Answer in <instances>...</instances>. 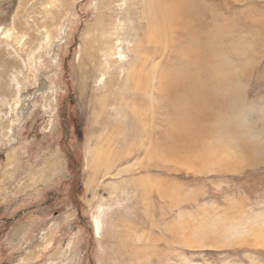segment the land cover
Listing matches in <instances>:
<instances>
[{
  "label": "rangeland",
  "instance_id": "obj_1",
  "mask_svg": "<svg viewBox=\"0 0 264 264\" xmlns=\"http://www.w3.org/2000/svg\"><path fill=\"white\" fill-rule=\"evenodd\" d=\"M186 1L199 65L149 0H1L0 264H264V0ZM99 17L143 26L160 68H200L202 130L171 141L126 66L99 82Z\"/></svg>",
  "mask_w": 264,
  "mask_h": 264
},
{
  "label": "bare ground",
  "instance_id": "obj_2",
  "mask_svg": "<svg viewBox=\"0 0 264 264\" xmlns=\"http://www.w3.org/2000/svg\"><path fill=\"white\" fill-rule=\"evenodd\" d=\"M187 4L188 2H184V0H149L148 12L150 18H148L147 23L158 30L159 37L167 25L172 30V33H176L178 30L183 29L187 44L182 46L181 52L191 58L195 57L199 65V63H203V60L197 58L195 54V45L200 43L203 39L194 36L195 32H193L194 30L191 28V25L196 19V14L192 13L191 9H187L186 6L189 7V4ZM198 17L200 18V16ZM95 23L93 27H95L99 33L98 50L102 56L101 60L103 67L102 70H99L101 71L100 75L102 74L99 82L104 79V75L110 72L112 63H116L119 66L122 65L123 68L126 66V69L124 68L126 72V82H130V87L133 86L134 90H137L144 86L146 93L149 94L150 91L154 104L156 102L159 103V100L163 98L166 108L169 109L165 115L168 124L170 126L173 124L176 131H179L177 133L174 130V132L170 131L171 141L179 136L185 138L193 137L195 132L202 130L207 117L206 104L208 90H206L207 88L199 72L200 68H198L195 63L196 69L194 71H178L176 69L168 70L160 68V64L155 61V55L160 48L152 47L153 45L149 46L153 37L149 35L150 33L146 34L144 32L143 26H139V29H136L134 26L132 27V25L128 27L121 23V32L118 33L115 28L117 27L118 29L119 26L115 27L114 22V28L108 27L106 21L103 20L102 17L97 18ZM111 28H113V30H111ZM124 31L126 35L128 34L127 38L122 36V32ZM165 36L166 35H164V37ZM174 36L175 35H173V37ZM203 37L205 36L203 35ZM146 40L147 43L144 44ZM127 50L132 55L129 59L126 55ZM157 55H159V53ZM149 63H151L150 67L146 68ZM171 66L172 65H170V67ZM221 68L218 72L221 74V77H223V83L226 81L228 85L231 82V77L227 74L226 70L224 71ZM137 70H139L138 73L135 72ZM144 71L146 73L144 78H142V73ZM104 85L105 86L102 87L103 91L106 87V84ZM227 85H225L224 88H227L230 92L232 89L227 87ZM229 103L230 106L236 108L235 96L232 98V102ZM237 115L238 117H236V120L241 121L245 126H250V129L255 120L250 116L242 117L240 113ZM252 138L256 140L259 146H261V149L264 150V131L258 130L254 134L251 132V136H249L248 139L251 141ZM96 225L99 228V223Z\"/></svg>",
  "mask_w": 264,
  "mask_h": 264
}]
</instances>
